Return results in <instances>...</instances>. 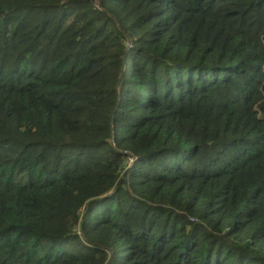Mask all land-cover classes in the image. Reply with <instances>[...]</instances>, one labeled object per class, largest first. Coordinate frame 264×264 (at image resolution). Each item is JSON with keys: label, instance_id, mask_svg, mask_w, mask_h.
<instances>
[{"label": "trees", "instance_id": "trees-1", "mask_svg": "<svg viewBox=\"0 0 264 264\" xmlns=\"http://www.w3.org/2000/svg\"><path fill=\"white\" fill-rule=\"evenodd\" d=\"M0 264H264V0H0Z\"/></svg>", "mask_w": 264, "mask_h": 264}]
</instances>
